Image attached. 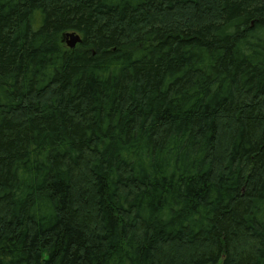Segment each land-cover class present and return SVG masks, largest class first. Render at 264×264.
I'll use <instances>...</instances> for the list:
<instances>
[{"label": "trees", "instance_id": "16d2710c", "mask_svg": "<svg viewBox=\"0 0 264 264\" xmlns=\"http://www.w3.org/2000/svg\"><path fill=\"white\" fill-rule=\"evenodd\" d=\"M0 264H264V0H0Z\"/></svg>", "mask_w": 264, "mask_h": 264}, {"label": "water", "instance_id": "95a60500", "mask_svg": "<svg viewBox=\"0 0 264 264\" xmlns=\"http://www.w3.org/2000/svg\"><path fill=\"white\" fill-rule=\"evenodd\" d=\"M65 37L67 39V45L72 49L75 48L78 43L82 42V37L77 32H68L65 34Z\"/></svg>", "mask_w": 264, "mask_h": 264}, {"label": "rangeland", "instance_id": "374dc122", "mask_svg": "<svg viewBox=\"0 0 264 264\" xmlns=\"http://www.w3.org/2000/svg\"><path fill=\"white\" fill-rule=\"evenodd\" d=\"M66 40H67V39H66L65 35H64L63 37H61V42L63 43V45L66 46V47H69V46L67 45Z\"/></svg>", "mask_w": 264, "mask_h": 264}]
</instances>
